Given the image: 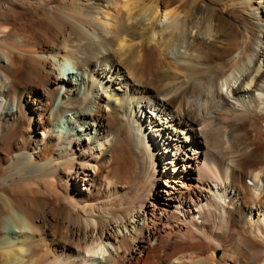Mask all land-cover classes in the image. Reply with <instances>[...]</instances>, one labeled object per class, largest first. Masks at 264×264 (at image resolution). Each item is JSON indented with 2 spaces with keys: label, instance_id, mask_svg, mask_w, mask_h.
I'll return each instance as SVG.
<instances>
[{
  "label": "bare ground",
  "instance_id": "obj_1",
  "mask_svg": "<svg viewBox=\"0 0 264 264\" xmlns=\"http://www.w3.org/2000/svg\"><path fill=\"white\" fill-rule=\"evenodd\" d=\"M261 98L264 0H0V264H264Z\"/></svg>",
  "mask_w": 264,
  "mask_h": 264
},
{
  "label": "rangeland",
  "instance_id": "obj_2",
  "mask_svg": "<svg viewBox=\"0 0 264 264\" xmlns=\"http://www.w3.org/2000/svg\"><path fill=\"white\" fill-rule=\"evenodd\" d=\"M9 18H10V17H9ZM17 18H18V17H17ZM11 19H12V18H10V20H7V18H6V19H3V21L7 22V21H13V20H15V19H13V20H11ZM69 60H70V59H69ZM69 60H68V61H69ZM69 62H71V63H70V69H72V70L76 69V68H74V65H73L72 61H69ZM71 67H72V68H71ZM73 68H74V69H73ZM225 92H226V89H225ZM231 99H232L233 101H236V100L233 99L232 97H231ZM59 101H61V97H60V96L57 97V99H56V104H58ZM259 101H260L261 105L263 104L262 106H264V99L261 98ZM56 104H55V105H56ZM71 112H72V111H70L69 113H71ZM65 114H66V115H65ZM65 114H64V116L62 117L61 122H63V121L66 122L67 119L70 118L69 116H67V113H65ZM61 122H60V123H61ZM61 124H62V123H61ZM68 126H69V125L66 124V125L64 126L63 131H67V130L69 129ZM151 148H152V147H151ZM262 177H264V173H263V176H262ZM248 182H249V183H253L252 180H248ZM258 188H259V187H258ZM258 188L256 189V192H259V191L261 190V188H259V189H258ZM12 225H13V224H12ZM219 253H220L219 251L216 252V255H219Z\"/></svg>",
  "mask_w": 264,
  "mask_h": 264
}]
</instances>
